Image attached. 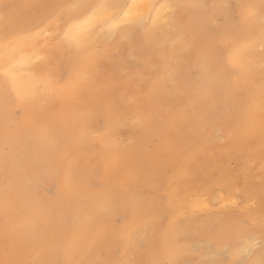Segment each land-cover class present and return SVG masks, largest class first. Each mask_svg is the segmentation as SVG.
I'll return each mask as SVG.
<instances>
[{
  "label": "bare ground",
  "instance_id": "1",
  "mask_svg": "<svg viewBox=\"0 0 264 264\" xmlns=\"http://www.w3.org/2000/svg\"><path fill=\"white\" fill-rule=\"evenodd\" d=\"M237 2L228 15L233 0H0V264H178L199 257L204 234L219 244L205 253H227L221 264H262L252 238L264 240V219L228 213L240 191L220 164L209 191L185 197L198 189L190 158L221 127L229 153L264 135V0ZM167 26L182 41L173 54ZM134 45L136 64L126 53L112 78L89 85ZM119 69L153 72L129 105V79L115 92ZM206 197L220 210L215 234L180 222L187 206L208 211Z\"/></svg>",
  "mask_w": 264,
  "mask_h": 264
},
{
  "label": "rangeland",
  "instance_id": "2",
  "mask_svg": "<svg viewBox=\"0 0 264 264\" xmlns=\"http://www.w3.org/2000/svg\"><path fill=\"white\" fill-rule=\"evenodd\" d=\"M238 5L237 0H233V3L230 6L225 7L226 14L230 15L233 9ZM264 15V10H262ZM264 26V22H262ZM167 35L165 42V52L166 53H175L176 50L180 49L182 44L181 40L176 35V29L172 26L166 27ZM45 46L46 43H44ZM49 47L52 49L54 46L49 43ZM142 47L138 45L132 46L128 52L125 53H117L113 51V55L116 57L117 62L115 66H104L100 72L99 77L90 82L91 87L97 86L100 79L112 78L113 70L117 69L121 62L123 61L124 55L126 53H133L128 55L129 63L136 64L140 54L142 52ZM262 61H264V46L257 50ZM182 55H186L184 52H181ZM185 66L184 63L179 58H174L172 60V67L181 68ZM261 69H264V62L260 65ZM172 74V71L167 73L168 76ZM153 77V72L145 70L141 75L133 74L129 70L119 69L118 71V81L114 84L116 87V93L121 91V87L123 83L129 79L130 88L129 91L125 94V96L121 99L120 105H129L130 98L138 94L139 92H143L147 89L151 79ZM105 83V82H104ZM261 107L264 108V91L262 93ZM257 121H260V118L256 116ZM261 129H257L254 138L255 145L247 146L246 142H242L240 149L238 152L229 153L227 150L228 144V132L226 128L221 127L215 134V141L212 146L207 149L204 153V156L201 160L195 162V159L191 157V166L190 170L194 174L195 185L198 186L197 191L193 188L189 189L186 193V200L195 201L198 197H200L201 193H205L210 189V180H206L205 177L207 174L216 175L217 165H221L222 170H224L227 174L223 178V183H234L236 190L240 191L237 195L236 206H234L231 210H229V214L241 215V214H251L255 209H258V215L261 219H264V135L261 136ZM136 133V132H134ZM126 141V140H125ZM258 143H261L260 145ZM193 154L192 156H194ZM188 173L184 172L175 179V183L184 187L189 184ZM245 189H252L253 195L247 197L244 194ZM180 201L184 202V198H179ZM209 203V210L206 212H193L190 210V206H187L186 209L179 215L180 222L182 224H190V218L195 220H200L199 225H195L197 232L199 233L200 229H205L209 233L216 232V225L211 222V218L219 213L218 205L213 202V198L206 197ZM179 217H174L173 220H177ZM4 219L0 215V226L3 224ZM245 226L248 227V221L245 220ZM264 228V224H263ZM203 239H197L194 241L193 246L195 253L199 256L193 255L191 260H187V257L190 255H182L178 258V264H200L203 262L205 264H217V262H223L224 259L229 258L226 252L220 251L217 254H207L205 253V248L210 247V251L219 249L218 243H212L213 237L210 234H204ZM254 241V252L260 256L262 264H264V240L261 235H256L252 238ZM0 247L5 248L6 243L4 241H0ZM231 249H228L227 252H230ZM250 256L242 255L239 258L240 263H247L249 261ZM0 261L1 255H0ZM132 262L131 258L125 260V264H129ZM163 264H166L163 262Z\"/></svg>",
  "mask_w": 264,
  "mask_h": 264
}]
</instances>
